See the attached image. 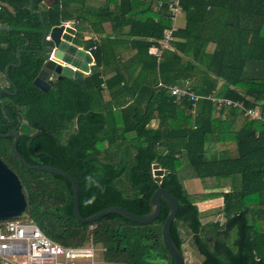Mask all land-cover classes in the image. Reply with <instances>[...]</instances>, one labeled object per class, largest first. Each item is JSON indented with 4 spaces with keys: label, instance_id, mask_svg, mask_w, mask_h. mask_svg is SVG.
<instances>
[{
    "label": "trees",
    "instance_id": "16d2710c",
    "mask_svg": "<svg viewBox=\"0 0 264 264\" xmlns=\"http://www.w3.org/2000/svg\"><path fill=\"white\" fill-rule=\"evenodd\" d=\"M43 1L33 0L32 7V0H0V24L8 25L0 28V87L14 91L6 67L26 49L22 64L9 69L17 93H0V131L20 132L17 147L29 163H52L75 176L84 217L113 205L147 213L154 191L165 187L180 203L171 232L183 252L185 226L203 264H264V123L205 98L177 101L160 85L229 97L264 115V75L246 71L264 46V0H180L187 23L160 59L151 49L173 24L172 0H106L92 7L93 24L72 13L71 0H53L43 9L49 27L72 19L79 30L102 33L109 20L118 33L97 45L86 39L95 58L92 73L59 78L48 91L34 84L45 59L38 51L44 24L35 11ZM235 2L240 8L234 10ZM251 16L253 25L240 20ZM155 117L159 127H148ZM13 139L0 136V156L21 179L25 213L48 236L80 245L92 234L108 263L175 264L163 240L165 201L150 223L108 214L90 229L75 217L71 182L27 168L13 152ZM155 163L162 176L154 174ZM184 171L199 178L202 190L189 192ZM215 199L222 204L211 214L222 218L204 223L199 204Z\"/></svg>",
    "mask_w": 264,
    "mask_h": 264
},
{
    "label": "water",
    "instance_id": "95a60500",
    "mask_svg": "<svg viewBox=\"0 0 264 264\" xmlns=\"http://www.w3.org/2000/svg\"><path fill=\"white\" fill-rule=\"evenodd\" d=\"M31 6L33 7V0ZM47 6L48 4L45 3L43 8L35 10L40 14L44 24V36L42 38L41 48L38 51L45 59L38 76L34 80V84L44 91H48L52 85L56 83L57 79L64 76L77 79L83 78L86 73H90L91 64L94 62L93 53L86 48L87 43L84 31L79 30L75 25L66 23L49 27L43 15V9ZM0 28H8V25L0 24ZM25 50L24 48H19L17 52L18 62L10 63L6 67V77L14 86V91L11 92L7 88L0 87V93H17L18 88L9 76V69L12 65L19 66L22 64V52ZM159 125L160 118L155 117L149 122L148 127L157 128ZM0 136L14 137L12 142L13 152L21 159L27 168L55 173L67 178L71 182L73 187L74 214L81 223L92 224L108 214H120L134 222L150 223L159 217L162 211L163 201H165L169 206V213L163 224V240L174 263L186 264L184 252L177 245L171 232L172 224L177 217L180 203L175 194L170 192L167 188L159 187L154 191L149 200L151 209L147 213L138 214L123 206L113 205L90 216L84 217L80 210L79 184L74 175L52 163L49 165L29 163L25 156L18 150L17 144L20 138V132L16 128L5 133L0 131ZM164 173L165 170L160 168L158 163H155L154 174L162 176ZM26 206L27 199L19 175L0 156V220L15 218L22 215L26 210Z\"/></svg>",
    "mask_w": 264,
    "mask_h": 264
},
{
    "label": "built area",
    "instance_id": "2783aa9c",
    "mask_svg": "<svg viewBox=\"0 0 264 264\" xmlns=\"http://www.w3.org/2000/svg\"><path fill=\"white\" fill-rule=\"evenodd\" d=\"M162 3H160L161 5ZM174 25L165 29L160 45H154L152 52L160 59L169 41L173 39L177 30L176 20L183 12L180 0H172L169 6ZM67 24L72 25L71 22ZM91 52L92 49H89ZM171 90L177 101L188 99L196 102L205 98L220 105L240 107L254 119L264 123V115L258 107H246L242 101L229 97H217L214 93L198 94L190 87L179 84L165 85ZM94 225L91 224L90 229ZM103 252L105 247H103ZM99 248L91 234L89 239L80 245H64L48 236L35 221L30 218L21 219L20 216L0 220V264H96ZM104 264H110L103 259Z\"/></svg>",
    "mask_w": 264,
    "mask_h": 264
},
{
    "label": "crops",
    "instance_id": "0c3cea01",
    "mask_svg": "<svg viewBox=\"0 0 264 264\" xmlns=\"http://www.w3.org/2000/svg\"><path fill=\"white\" fill-rule=\"evenodd\" d=\"M85 1L86 2L84 4V0H71L70 10L74 14H78L79 13V14H82V15L87 16L89 18V21L92 22V24H93V22L98 23V21H95L96 18L94 17L95 15L93 13L95 11H93L94 9L92 7H97V6L103 5L106 2V0H85ZM53 2H54L53 0H44L41 8H43V5L45 3H47L48 6L45 9H48L49 7H51L53 5ZM221 4L224 5L226 3H221ZM235 8H240V5L238 3H236V2L233 4V9L235 10ZM179 16L183 17L184 19L180 21ZM179 16H178V19L179 20L178 19L176 20L177 29L184 28L185 25H186V23H187V18H186V14H185V11L184 10L181 13V15H179ZM239 19L240 18L235 17L233 20L235 22V21H237ZM240 20L242 21V23L249 24V25H253V24L256 23L255 22L256 18H253L252 16L251 17H248L247 19H243L242 18ZM258 21L261 22V19H258ZM68 22H71L72 25H75L76 24L75 21L72 20V19H70V20H63L62 21V23H66V24ZM262 23H264V20H263ZM90 25H91V23H90ZM172 25H174V23ZM103 30L104 31L102 33H99V32L93 31L92 28H89V29L86 30V32H84L85 33V38L86 39L93 38V40H95V43L97 45L99 42L102 41V37H107V36L114 37L115 34L118 33V31H117V33L115 31H113L114 29L112 27V23L109 20L103 21ZM127 30H128V27H126L123 30L119 31V33H125ZM250 35H252V33ZM251 39H252V36H250L249 41H251ZM86 48H87V50H89L91 47H89L87 45ZM254 51H255V48H253L251 50L249 49V51H248V52H250L249 55L251 54V52L253 54ZM151 52H152V50H151ZM250 57H251V55H250ZM256 57H257L256 60H254V61L252 60V61H250L247 64L246 71H248V73H250V74H256L257 76L264 75V46L262 47V50H259L256 53ZM94 61H95V58H94ZM93 64H94V62L91 64V71H90V73H92V71L95 68L93 66ZM90 73H86L84 76H86V75H88ZM190 83H192V82H190ZM184 183H185V181H184ZM200 184H201V182H200ZM185 186H186L187 189H190V188L195 189L197 187V181L195 179L189 178L187 180V182L185 183ZM200 190H202V184H201V188L199 190L196 189L194 191H189V192H196V191H200ZM221 204H222V200L221 199L207 200V201L202 202V203L199 204L200 205V209H201V217H202V220H203L204 223H207V222L211 221V220H207L209 218L210 219L217 218V217L222 218V213H216V215H212L211 214V209H214L215 207H218ZM215 216H217V217H215ZM192 237H193V235H192ZM193 243H194V241H193ZM184 244H185V242H184ZM194 245H195V243H194ZM198 251H199V249H198ZM185 252H186V250L184 248V255H185ZM199 253L201 254L200 251H199ZM203 259H204V257H203Z\"/></svg>",
    "mask_w": 264,
    "mask_h": 264
},
{
    "label": "rangeland",
    "instance_id": "374dc122",
    "mask_svg": "<svg viewBox=\"0 0 264 264\" xmlns=\"http://www.w3.org/2000/svg\"><path fill=\"white\" fill-rule=\"evenodd\" d=\"M179 18H180V21L184 19L181 16H179ZM0 80L3 81L2 77H0ZM184 172H185V175L182 176V179L185 181V183L187 182V180L189 178L195 179L197 181V187L195 189L190 188L188 190L189 191H194L196 189L199 190L201 188L199 178L197 177V179H196L195 177L190 175L189 171H184ZM214 211H215L214 209H211V213H214ZM20 218L21 219H27L28 218L27 213L24 212L22 215H20ZM181 231H182V235L185 239L184 248L186 250V252H185L186 262L189 264H202L203 263V256L199 253L197 247L193 243L192 233L188 232V228L185 226H182ZM97 247L99 248V251H98V255L96 256V261H97L96 264H104L103 263L104 252H103L102 245L97 243Z\"/></svg>",
    "mask_w": 264,
    "mask_h": 264
}]
</instances>
